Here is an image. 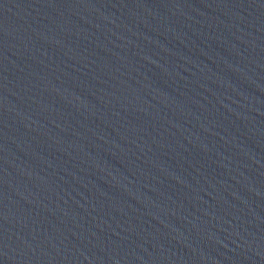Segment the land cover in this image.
<instances>
[{
  "label": "water",
  "instance_id": "95a60500",
  "mask_svg": "<svg viewBox=\"0 0 264 264\" xmlns=\"http://www.w3.org/2000/svg\"><path fill=\"white\" fill-rule=\"evenodd\" d=\"M0 264H264V0H0Z\"/></svg>",
  "mask_w": 264,
  "mask_h": 264
}]
</instances>
